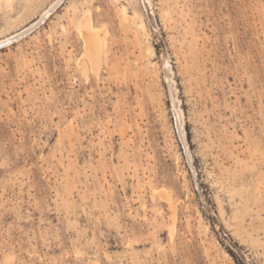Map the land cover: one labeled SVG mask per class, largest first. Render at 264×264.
<instances>
[{
  "label": "rangeland",
  "instance_id": "obj_1",
  "mask_svg": "<svg viewBox=\"0 0 264 264\" xmlns=\"http://www.w3.org/2000/svg\"><path fill=\"white\" fill-rule=\"evenodd\" d=\"M151 3L0 0V264H264V0Z\"/></svg>",
  "mask_w": 264,
  "mask_h": 264
},
{
  "label": "bare ground",
  "instance_id": "obj_2",
  "mask_svg": "<svg viewBox=\"0 0 264 264\" xmlns=\"http://www.w3.org/2000/svg\"><path fill=\"white\" fill-rule=\"evenodd\" d=\"M7 2H9L10 0H6ZM144 5L145 6V9L148 13V15L150 16V18H152V3H151V0H142ZM124 11V10H123ZM47 13H45L39 20L38 23H35L25 29H23L22 31L14 34V35H11L10 37H7L3 40L0 41V47L4 46V45H8V44H11L13 43L14 41H18L20 38L24 37L25 35H27L30 31H32L40 22H42L44 20V18L46 17ZM91 23V22H90ZM89 26V24H88ZM87 26V27H88ZM82 27V26H81ZM84 27V26H83ZM86 27V26H85ZM84 27V28H85ZM91 27V25H90ZM141 28V27H140ZM92 28H90L91 30ZM92 31V30H91ZM95 31V30H93ZM144 32V31H143ZM94 40V39H93ZM92 44V43H91ZM97 48V47H96ZM90 50L91 52H94L95 51V47L94 45H92L90 47ZM169 66V65H168ZM171 73V72H170ZM171 75V74H170ZM166 77L168 79V82H169V90H170V97H171V102H172V111H173V114H174V117H175V120H176V124H177V127H178V131L180 134H182V119H183V116H182V112H181V109L179 108V106H177L176 104V100H175V96H174V92H173V88H172V85L170 83V76H169V71H166ZM172 80V79H171ZM167 82V80H166ZM177 99V98H176Z\"/></svg>",
  "mask_w": 264,
  "mask_h": 264
}]
</instances>
